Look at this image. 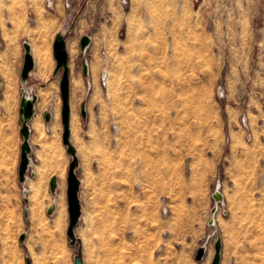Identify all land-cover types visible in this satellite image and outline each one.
<instances>
[{"label": "rangeland", "instance_id": "rangeland-1", "mask_svg": "<svg viewBox=\"0 0 264 264\" xmlns=\"http://www.w3.org/2000/svg\"><path fill=\"white\" fill-rule=\"evenodd\" d=\"M58 29L72 54L79 239L67 235L72 155L58 90L29 121L26 176L38 193L20 175L16 187L0 180V264H74L80 247L95 264H211L218 237L221 264H264V0H0V59L21 62L26 41ZM84 34L93 40L83 54ZM23 142L12 129L0 157L20 155ZM54 151L65 182L49 168L39 178ZM217 189L224 200L211 225ZM60 195L57 227V203L49 207Z\"/></svg>", "mask_w": 264, "mask_h": 264}, {"label": "water", "instance_id": "water-1", "mask_svg": "<svg viewBox=\"0 0 264 264\" xmlns=\"http://www.w3.org/2000/svg\"><path fill=\"white\" fill-rule=\"evenodd\" d=\"M55 40L53 43V50H54V56L56 59V71L59 69H63L62 76H61V82H60V93L62 97V122L64 125V130L62 133L63 136V143L67 147L68 152L72 155V161L69 163L68 168V187H67V194H68V208H69V226L67 229V235L70 237L71 242L75 243L76 240L79 239L78 236H76L75 228L78 224V220L80 219L82 215V208H81V199H80V193L79 189L81 186V179H79L76 169L79 166V159L77 155V150L72 144L71 141V107H70V66L68 64L69 62V51L67 50V41L65 35H63L61 32L57 33L55 35ZM92 37L89 34H84V36L80 40V49H82V53L87 50V47L92 42ZM24 61H23V69L21 72V78L22 80H25L29 72L34 68V58L32 55V51L30 50V45L26 41L24 43ZM83 65H84V75H87L89 73V64L85 59H83ZM37 101L36 95L27 96L23 93L21 103H20V122L22 123L20 132L22 134V137H24V142L21 145V159H20V181L25 182L26 179V173L28 172L30 168V151L32 149L31 143H30V133H31V126L29 121L34 116L36 110L34 108V104ZM82 114L84 117H86L87 114V106L82 105ZM45 119H50V113L48 111L44 112ZM56 176H52L50 178V190L53 192L57 188V180ZM213 198L216 202H221L223 199V194L221 191L216 190L213 193ZM49 212L52 213L54 211L53 206L49 207ZM211 212L214 214L217 212V206H213ZM209 223L211 225H215V219L214 217H210ZM26 236V233L21 234L20 238L23 241ZM215 246V252L212 257V263L211 264H221V255H222V239L221 237H218L217 240L214 242ZM77 254L74 256V264H83V251L81 247L77 250ZM206 253V247H200L198 249V252L195 256L197 260H201Z\"/></svg>", "mask_w": 264, "mask_h": 264}, {"label": "crops", "instance_id": "crops-1", "mask_svg": "<svg viewBox=\"0 0 264 264\" xmlns=\"http://www.w3.org/2000/svg\"><path fill=\"white\" fill-rule=\"evenodd\" d=\"M59 32L65 35L64 30L58 29L55 31L53 35H51V37L46 36V34L41 35L36 43L27 41L30 45V50L32 51V55L34 58V68L29 72V75L25 80H22L21 78V72L24 66L23 65L24 59H22L21 62H13V63L10 62L8 63L6 60L3 61L0 59V140L3 139L4 137H7L12 129L13 130L21 129V126L18 123L17 116H13V115L19 114V118H20V103L23 93L26 94L27 96H31V95L37 96V101L34 104V108L37 111V104L39 103L41 96L44 95V98L46 99L48 96L52 94H57L58 90L60 92V82H61L63 69H59L58 71H56L57 62L53 50V43L56 37L55 35ZM65 37L67 41V50L69 51L68 64L70 66V73H69V78H70L71 73L73 72L72 54L68 46L69 41L67 40V36L65 35ZM89 71L91 72L90 64H89ZM76 82H80V84L78 83L77 85ZM72 83L73 86L77 87L74 88V91L76 92L83 91L82 88L83 79L81 77L74 78ZM79 85L80 87H78ZM11 113L13 117L10 116ZM30 126L32 127V123ZM21 154L19 155L18 153H14V154H9L7 156L1 155L0 157V166L2 167L0 169V180H2L3 178H9L10 181H12L11 183L13 187H16L17 185V181H15L16 174L20 175L19 164H20ZM29 166L30 168L28 172L31 171V167H32L31 164ZM27 181L29 180H27V176H26L24 182V184L28 185V189L26 191H31ZM3 192H5V190L4 189L2 190L0 187V193ZM50 194L53 195L51 193V190H50ZM26 199L27 198H25V200ZM83 264H95V263L93 261L87 262L84 254Z\"/></svg>", "mask_w": 264, "mask_h": 264}, {"label": "bare ground", "instance_id": "bare-ground-1", "mask_svg": "<svg viewBox=\"0 0 264 264\" xmlns=\"http://www.w3.org/2000/svg\"><path fill=\"white\" fill-rule=\"evenodd\" d=\"M104 76L106 77L107 74L105 73ZM76 83H77V85H78V83L80 84V82H76ZM78 87H80V85ZM75 123L76 122H73L74 125H75ZM33 126H34L35 129H38L39 131L42 130V127H41V125L39 123L34 122ZM54 126H53V130L55 131ZM47 168H49V171L55 172L59 176V178L61 179V182H65L64 174H65V171H66V165H64V160L62 158L61 153L58 154L56 151H54L53 153H50L47 161L40 168L39 178L44 176L45 172H48ZM39 188H40L39 182L35 181V180H32L30 189L32 190L34 196H35V194L38 193ZM217 190L221 191L220 189H217ZM53 193H55V191H53ZM222 194H223V192H222ZM223 200H224V194H223V199L221 200V202ZM56 203H57L58 210H57L56 215H55V217L53 219V225L59 227V226H61L63 218H64V208H63L64 207V199H63V197L61 195H60V197L58 199L54 198V200L52 202V206H55ZM217 204H218V202H216V205H214V206H217V210H218V205ZM34 206L35 205L33 204L32 207H34ZM215 214L216 213L213 214L211 212V217H214ZM214 219H215V217H214ZM215 224H216V219H215Z\"/></svg>", "mask_w": 264, "mask_h": 264}]
</instances>
